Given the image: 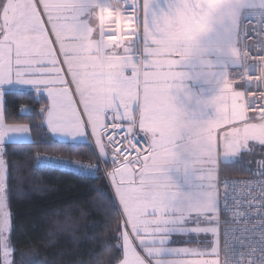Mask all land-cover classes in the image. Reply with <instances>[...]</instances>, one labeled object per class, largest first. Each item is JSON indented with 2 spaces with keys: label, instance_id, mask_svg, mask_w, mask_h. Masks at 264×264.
I'll list each match as a JSON object with an SVG mask.
<instances>
[{
  "label": "crops",
  "instance_id": "obj_1",
  "mask_svg": "<svg viewBox=\"0 0 264 264\" xmlns=\"http://www.w3.org/2000/svg\"><path fill=\"white\" fill-rule=\"evenodd\" d=\"M67 1L74 5L73 12L66 13L72 16L69 23L90 22L94 32L87 40L57 45L50 54L56 70L41 60L39 65L24 67L37 70L33 75L27 70L22 79L12 81L11 63H0V79L13 82L2 87L6 91L25 85L47 97L45 124L54 138L91 142L99 155L91 129L95 109L101 108L105 122L114 113L124 122L138 123V134L148 140L150 150L137 166L121 171L119 184L121 212L135 243H130L128 233L125 252L139 264L141 254L150 260L145 249L152 250L170 229L163 203L172 196L182 198L174 191L185 182V169L174 168V163L178 158L184 163L187 156L190 163L193 147L207 131L202 127L206 111L197 105L199 100L194 101L202 73L210 67L218 69L219 63L230 72L242 68L241 7L238 0H142V54L106 57L101 52L98 19L105 0ZM246 84L244 80V92ZM135 91L152 110L143 120L139 107L135 117L129 112ZM4 110V94H0V150L6 143L31 142L27 126H6ZM104 130L100 132L103 143ZM178 148L188 152L179 154Z\"/></svg>",
  "mask_w": 264,
  "mask_h": 264
},
{
  "label": "rangeland",
  "instance_id": "obj_2",
  "mask_svg": "<svg viewBox=\"0 0 264 264\" xmlns=\"http://www.w3.org/2000/svg\"><path fill=\"white\" fill-rule=\"evenodd\" d=\"M238 1L241 13L250 6L264 8V0ZM68 10L73 12L74 5L66 0H0V27L3 30L0 37V63L2 65L11 63L9 78L14 76L11 78L12 81L15 78L22 79L24 73L31 70L24 67L39 65L41 60L45 63L49 62L56 70V62L50 58V54L53 50H57V45L63 41L71 43L82 38L87 40V37L94 32V26L90 25V22L84 25V20L78 19L73 21L75 23H69L72 20L69 18L72 16L67 17ZM219 64L218 69L210 67L208 72L202 73L200 89H197L198 96L194 100H199L197 105L204 109L203 112L206 111L203 115L206 120L203 121L202 127L207 131L193 147L192 161L189 163L190 158L187 156L184 163L178 158L173 165L174 168L185 169L183 175L185 182L174 191L178 194L177 198H182L176 200L172 196L169 203L162 205L163 208H168L170 229L167 235L159 238L157 246L152 250L145 249L151 261L141 254L139 264H150V262L152 264H218L217 194L221 164L238 162L245 154L251 165L263 171L264 127L257 123H246L251 118V114L246 107L243 70L240 68L230 72L227 66L224 68L221 63ZM34 71L37 70L33 68L29 73L33 75L31 72ZM9 78L0 79L1 95L5 92L2 85L13 83ZM20 90L34 91L25 85L20 86ZM132 96L134 98L131 99L129 112L135 117L139 107L143 120L145 114L152 111L149 101H143L137 91L132 93ZM28 110L26 108L23 112ZM102 114L100 107L95 109V121L91 123L92 135L101 154L98 155L108 172V181L120 206V173L129 167L121 166L102 142L100 132L106 125ZM5 124L11 128L27 126L8 125L6 120ZM29 131L31 133L30 128ZM178 150L179 154L180 150L182 153L188 152L186 148H178ZM108 163L112 165L110 168ZM5 188V167L0 164L1 264H42L34 250L23 252L21 256L15 253L10 240L12 215L7 206ZM128 233L130 243L135 245L123 218L121 234L123 259L119 264H137L135 257L126 255L125 252Z\"/></svg>",
  "mask_w": 264,
  "mask_h": 264
},
{
  "label": "trees",
  "instance_id": "obj_3",
  "mask_svg": "<svg viewBox=\"0 0 264 264\" xmlns=\"http://www.w3.org/2000/svg\"><path fill=\"white\" fill-rule=\"evenodd\" d=\"M4 100L6 123L27 125L32 134V142H10L0 150L15 253L34 250L42 264H119L123 215L108 179L102 173L92 179L36 166L41 154L98 163L94 144L55 139L45 124L49 101L42 94L11 89L4 92ZM220 174L249 178L261 171L244 154L238 162L221 164Z\"/></svg>",
  "mask_w": 264,
  "mask_h": 264
},
{
  "label": "built area",
  "instance_id": "obj_4",
  "mask_svg": "<svg viewBox=\"0 0 264 264\" xmlns=\"http://www.w3.org/2000/svg\"><path fill=\"white\" fill-rule=\"evenodd\" d=\"M142 0H105L100 8L99 32L105 56H138L143 48ZM240 46L246 107V123L264 127V8L250 6L242 13ZM128 54V55H127ZM138 123L124 122L114 113L106 119L103 140L121 166H137L150 150L137 131ZM95 146V145H94ZM96 148V146H95ZM87 162L63 155L41 154L36 166L70 171L89 178L108 179L103 160ZM102 168V169H101ZM218 264H264V175L218 179Z\"/></svg>",
  "mask_w": 264,
  "mask_h": 264
},
{
  "label": "water",
  "instance_id": "obj_5",
  "mask_svg": "<svg viewBox=\"0 0 264 264\" xmlns=\"http://www.w3.org/2000/svg\"><path fill=\"white\" fill-rule=\"evenodd\" d=\"M2 34H3V30L0 27V37L2 36ZM263 166H264V160H263ZM261 173L264 175V167H263V172H261Z\"/></svg>",
  "mask_w": 264,
  "mask_h": 264
}]
</instances>
